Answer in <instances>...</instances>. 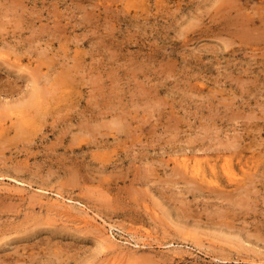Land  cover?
<instances>
[{
  "label": "rangeland",
  "instance_id": "rangeland-1",
  "mask_svg": "<svg viewBox=\"0 0 264 264\" xmlns=\"http://www.w3.org/2000/svg\"><path fill=\"white\" fill-rule=\"evenodd\" d=\"M0 264H264V0H0Z\"/></svg>",
  "mask_w": 264,
  "mask_h": 264
},
{
  "label": "bare ground",
  "instance_id": "bare-ground-1",
  "mask_svg": "<svg viewBox=\"0 0 264 264\" xmlns=\"http://www.w3.org/2000/svg\"><path fill=\"white\" fill-rule=\"evenodd\" d=\"M180 163L183 164L185 171H187L189 174H191L197 180H201V181L207 182L209 184H216V185L218 184L217 180L210 177L212 174V171L215 172L214 167L212 170H210L211 172H208L206 169H203L201 166H199V164L201 163V161L199 159H195L192 161V163L189 164L188 158H184L182 161H180ZM225 168H226V173L229 174L231 171L229 169H227V167H225ZM212 175L216 176V174H212ZM230 176H232V175H230ZM85 221L88 222L89 219L85 217ZM111 241H115V240L112 239Z\"/></svg>",
  "mask_w": 264,
  "mask_h": 264
}]
</instances>
